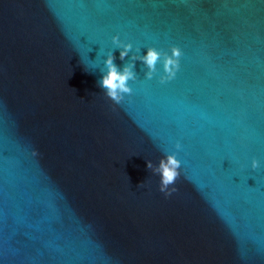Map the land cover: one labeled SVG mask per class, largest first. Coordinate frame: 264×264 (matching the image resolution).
Segmentation results:
<instances>
[{
    "label": "water",
    "instance_id": "95a60500",
    "mask_svg": "<svg viewBox=\"0 0 264 264\" xmlns=\"http://www.w3.org/2000/svg\"><path fill=\"white\" fill-rule=\"evenodd\" d=\"M0 264H264V0H0Z\"/></svg>",
    "mask_w": 264,
    "mask_h": 264
},
{
    "label": "clouds",
    "instance_id": "9594fccd",
    "mask_svg": "<svg viewBox=\"0 0 264 264\" xmlns=\"http://www.w3.org/2000/svg\"><path fill=\"white\" fill-rule=\"evenodd\" d=\"M113 43L119 44V37H112ZM131 44H124L123 50L120 51V59L124 60L131 51ZM182 51L178 46H172L170 54L168 52L163 53V60L161 61V51L154 47H148L146 55L133 56L131 59L133 63L125 65L123 70H119L118 66L114 63V56L108 54L104 60V65L107 69L103 72L102 78L98 81L99 86L105 90V95L114 103L119 105L125 95H131L133 89L129 85V81H135L136 75L133 72L135 67L134 61L139 59L147 67L148 72L146 73L147 79L153 78V73L157 71V64L162 63L163 74L160 75V83H166L175 78L177 72L180 69V58ZM176 149H180L181 145L179 142L175 145ZM35 154V153H34ZM181 167V161L177 159L176 154H168L165 158L159 160L158 166H154L151 161H147V168L151 169L154 173L159 174L160 184L159 191L164 193L166 196H170L177 189L175 187L170 188V185H174L177 178L180 176L179 169ZM259 167V161L256 159L252 160V168L256 169ZM141 183L138 186H141Z\"/></svg>",
    "mask_w": 264,
    "mask_h": 264
}]
</instances>
